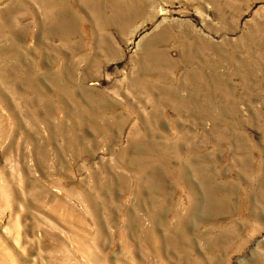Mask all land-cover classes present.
<instances>
[{
  "label": "rangeland",
  "instance_id": "1",
  "mask_svg": "<svg viewBox=\"0 0 264 264\" xmlns=\"http://www.w3.org/2000/svg\"><path fill=\"white\" fill-rule=\"evenodd\" d=\"M0 264H264V0H0Z\"/></svg>",
  "mask_w": 264,
  "mask_h": 264
}]
</instances>
